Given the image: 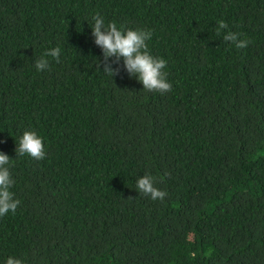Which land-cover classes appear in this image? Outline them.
<instances>
[{
  "label": "trees",
  "instance_id": "trees-1",
  "mask_svg": "<svg viewBox=\"0 0 264 264\" xmlns=\"http://www.w3.org/2000/svg\"><path fill=\"white\" fill-rule=\"evenodd\" d=\"M97 13L152 31L171 91L99 68ZM26 130L43 160L17 156ZM0 152V264H264V0H0Z\"/></svg>",
  "mask_w": 264,
  "mask_h": 264
},
{
  "label": "clouds",
  "instance_id": "clouds-1",
  "mask_svg": "<svg viewBox=\"0 0 264 264\" xmlns=\"http://www.w3.org/2000/svg\"><path fill=\"white\" fill-rule=\"evenodd\" d=\"M92 19L94 23L91 30L95 37L94 43L103 50V61H99L98 66L107 76L114 78L119 75L122 70L120 62L123 61V69H126L130 77L136 78L143 85L144 91H156L160 94L171 91L172 85L167 81V73L164 71L167 60L154 57L148 49L147 41L151 40L152 31L131 28L125 30L123 27L118 28L115 22L106 26L99 13ZM227 28L228 25L224 21H219L217 35ZM223 39L225 42L234 44L237 49H245L250 44V41L246 39L241 40L240 34L230 31L223 36ZM60 53L59 47L46 51L36 60V69L41 72L48 70L50 67L48 57L59 63ZM16 153L19 157L28 155L33 159L43 160L45 151L42 138L35 131H24L19 139ZM10 161L9 156L0 152V217L9 211L15 213L20 204L10 191L15 183L8 167ZM155 183L156 179L153 176L145 175L136 181V187L140 195L150 197L153 201L158 199L163 201L167 192L156 188ZM6 264H22V261L9 257Z\"/></svg>",
  "mask_w": 264,
  "mask_h": 264
}]
</instances>
